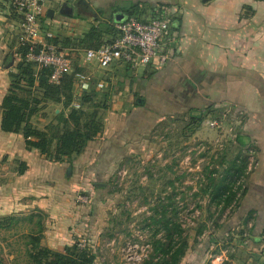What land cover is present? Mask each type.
Instances as JSON below:
<instances>
[{
	"label": "crops",
	"instance_id": "0c3cea01",
	"mask_svg": "<svg viewBox=\"0 0 264 264\" xmlns=\"http://www.w3.org/2000/svg\"><path fill=\"white\" fill-rule=\"evenodd\" d=\"M133 4L140 5L141 18L152 17L161 6L175 10L176 55L161 68L112 64L107 70L114 71L109 77L113 90L119 91L117 84L129 88L126 94L118 92L124 102L106 111L102 132L84 152L58 161L28 149L21 132L2 129V101L11 85L6 67L18 59L20 19L10 0H0V216L42 217V245L53 250H64L80 236L97 242L102 226L96 209L105 198V189H95L101 186L98 180L165 116L198 113L209 104L248 108L249 99L264 98L255 88L264 83L259 72L264 66V0H50L43 32L61 46L73 47L94 23L126 13ZM63 108L46 101V126L55 120L52 109L58 114ZM249 110V116H264L263 108ZM242 129L233 142L235 154L254 148L255 161L244 179L245 193L222 225L223 247L211 260L213 253L192 248L181 264H264V119ZM80 195L91 199L82 203Z\"/></svg>",
	"mask_w": 264,
	"mask_h": 264
},
{
	"label": "rangeland",
	"instance_id": "374dc122",
	"mask_svg": "<svg viewBox=\"0 0 264 264\" xmlns=\"http://www.w3.org/2000/svg\"><path fill=\"white\" fill-rule=\"evenodd\" d=\"M101 27L106 28L104 25ZM110 38L108 33L103 35L101 43ZM17 58L15 63L6 67L11 83L14 81L11 74L19 72L17 65L20 60ZM78 61L75 60L76 65ZM81 63L86 65L84 61ZM82 68L83 75H86L84 80L90 79L91 87L102 93L94 100L100 114L104 116L113 104L124 102L117 98L120 95L118 92L124 89L126 94L129 88L127 84H117L119 91L113 90L109 77L114 71L108 74L109 67L94 70L88 64ZM259 69L264 76V66ZM127 75L129 81L132 76ZM100 82L104 83L103 87L98 86ZM39 86V82H36L33 91L35 95L42 96L43 90ZM255 88L264 97V83ZM73 90L79 101L84 91L78 85H74ZM139 91L138 87L137 92ZM107 93L108 96L104 97ZM137 99L134 98L133 101ZM248 103V108L230 103L209 104L199 112L200 119L194 120H191L189 111L165 116L143 141H139L138 147L122 157L103 179L98 180V183L106 184L102 206L96 209L102 226L94 249L99 263L142 264L152 250L153 234L159 227L152 223V216L155 215L160 200L174 203V206L168 207V215H172L174 209L179 211L178 220L185 228L190 242L187 254L196 247L206 250L208 239L213 236L218 242L210 245L205 252L213 253L210 260L214 258L219 247H223L222 225L232 209L222 210L220 205L210 202L208 195L196 193H200V188L206 183L207 174L214 167H219L220 171L224 169V165L220 163L221 156L226 155L232 159L236 155L233 142L242 132V127L264 119V116L248 115L249 109H264V98L249 99ZM40 105L42 108L33 117V123L45 129L46 101H42ZM104 105L106 107H102ZM55 115L56 112L52 109V120ZM244 153L249 156L250 161H255L254 148L252 151L245 150ZM243 179L242 177L240 183H244ZM10 217L0 216V264H27L28 249L31 248L29 240L39 229L40 219L27 221L19 217L12 221ZM200 229L203 233L199 235ZM161 235L162 232H159L158 237ZM207 256L205 261L209 259Z\"/></svg>",
	"mask_w": 264,
	"mask_h": 264
},
{
	"label": "trees",
	"instance_id": "16d2710c",
	"mask_svg": "<svg viewBox=\"0 0 264 264\" xmlns=\"http://www.w3.org/2000/svg\"><path fill=\"white\" fill-rule=\"evenodd\" d=\"M125 11L127 16L138 14L135 17L141 18L140 5L133 4ZM111 19L94 23L75 45L83 48H98L102 44L103 35L108 33L110 39L117 37L115 17ZM102 25L106 28L103 29ZM52 41L59 44V40L55 38ZM67 41H69L67 45H72L70 40ZM27 52V46H19L17 51L20 60L17 65L19 72L11 74L14 81L2 101V129L7 132H21L28 149H38L50 160L60 161L66 156L81 154L88 143L103 130V115L100 114L98 105L94 103L97 95L102 93L92 86L91 89L83 92L79 98V107H75L76 95L73 90L75 73L65 74L60 83H54L50 79V67L38 70L35 63L27 60ZM76 69V71L81 70L78 67ZM36 82H39V87L43 90L42 96L35 95L33 91ZM105 96H108V93L104 94ZM48 100L61 103L64 108L56 114L54 121L50 122L45 129H41L32 122V118L40 112L42 101ZM190 118L191 120L200 119L199 111L198 113L192 111ZM220 163L224 165V169L220 171L219 167H214L207 174L206 183L200 188V193L196 195H208L210 202L220 205L222 210L233 209L245 193V184L240 183V180L242 177L245 179L249 171V156L240 151L232 159L227 158L226 155L221 156ZM105 188L106 184L95 186L96 190ZM99 198H103L102 195ZM159 203L155 215L152 216V223L159 227L153 234L152 250L142 264H181L190 248L188 234L178 220L177 209H174L172 215H168V207L174 206V203L165 202V200H160ZM10 218L12 221L17 220L15 217ZM39 219V229L29 240L31 248L28 249L27 264H95L97 258L94 251L95 243L90 237H79V239H88L89 245L85 249L79 248L77 242L66 246L62 251L42 245V217ZM159 232H162L160 237H158ZM198 233L202 234L203 230L200 229ZM217 242L215 237L210 236L206 250H200L205 252L210 245Z\"/></svg>",
	"mask_w": 264,
	"mask_h": 264
},
{
	"label": "built area",
	"instance_id": "2783aa9c",
	"mask_svg": "<svg viewBox=\"0 0 264 264\" xmlns=\"http://www.w3.org/2000/svg\"><path fill=\"white\" fill-rule=\"evenodd\" d=\"M10 1L20 19L18 42L19 46L28 47L27 60L35 63L38 70L50 67V79L54 83H60L65 74L75 73V85L84 92L92 84L90 79L84 80V65L80 62L75 64L76 55L88 65H96L101 69H107L115 63L161 68L174 59L178 50L179 36L174 27L176 12L172 7H158L150 18L127 16L125 21L115 23L117 37L103 42L98 48H83L63 47L52 41L50 33L43 32L42 19L50 0ZM77 67L81 70L76 71ZM98 86L103 87L104 83L100 82ZM77 101L76 97L75 107H79ZM78 200L88 203L90 198L80 195ZM76 242L81 249L89 245L86 238Z\"/></svg>",
	"mask_w": 264,
	"mask_h": 264
},
{
	"label": "water",
	"instance_id": "95a60500",
	"mask_svg": "<svg viewBox=\"0 0 264 264\" xmlns=\"http://www.w3.org/2000/svg\"><path fill=\"white\" fill-rule=\"evenodd\" d=\"M204 1H207V0H204ZM127 18V14L124 13V12H117L115 13V20L116 22H122V21H125ZM177 21L174 22V25L177 26ZM99 185H105V183H98Z\"/></svg>",
	"mask_w": 264,
	"mask_h": 264
}]
</instances>
